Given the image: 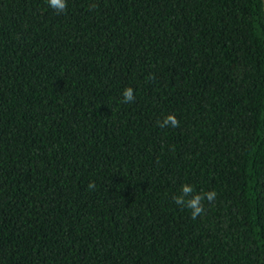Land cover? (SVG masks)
<instances>
[{
	"label": "trees",
	"instance_id": "trees-1",
	"mask_svg": "<svg viewBox=\"0 0 264 264\" xmlns=\"http://www.w3.org/2000/svg\"><path fill=\"white\" fill-rule=\"evenodd\" d=\"M0 264H264V0H0Z\"/></svg>",
	"mask_w": 264,
	"mask_h": 264
},
{
	"label": "clouds",
	"instance_id": "clouds-1",
	"mask_svg": "<svg viewBox=\"0 0 264 264\" xmlns=\"http://www.w3.org/2000/svg\"><path fill=\"white\" fill-rule=\"evenodd\" d=\"M48 6L55 10L57 14L65 12L67 8V0H47ZM151 79V75L149 76ZM135 99L134 89L132 87H127L122 92V103H129ZM157 125L161 128L171 126L173 128L178 127L179 121L177 120L174 114L166 115L162 120L157 121ZM95 185L92 182H89L88 188L92 189ZM217 193L213 191H201L196 192L194 187L191 184H182L179 189V195H174L172 197L173 202L190 210L191 218L196 219L204 211V201L211 203L215 200Z\"/></svg>",
	"mask_w": 264,
	"mask_h": 264
}]
</instances>
